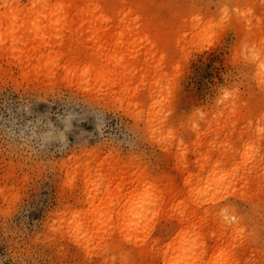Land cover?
I'll return each instance as SVG.
<instances>
[{"label": "rangeland", "instance_id": "rangeland-1", "mask_svg": "<svg viewBox=\"0 0 264 264\" xmlns=\"http://www.w3.org/2000/svg\"><path fill=\"white\" fill-rule=\"evenodd\" d=\"M32 2L20 0L25 8ZM130 2L143 10L130 18L153 21L163 40L161 49L153 48L154 58L145 69L143 59L132 61L138 81L128 95L116 98L91 79L61 71L52 78L23 73L27 49L23 34L16 37L13 32L30 35L35 23H52L44 38L58 40L61 12L49 17L41 10L25 13L27 28L21 30L0 21V264H125L117 257L105 261L97 240L88 248L79 246L66 228L73 220L89 226L94 217L84 216L108 213L106 206L98 205L112 160L122 167L130 162L148 167L161 176V190L174 186L181 195H175L177 204H161V215L152 222V235H161V249L174 238L169 233L179 201L200 198L210 204L217 199L233 203L243 218L244 234L235 246L248 249L249 264H264L263 84L255 62L257 53L264 57V0ZM4 6L0 0L1 13ZM40 6L36 0L35 8ZM13 40L16 46L11 48ZM136 45L139 55L150 48ZM261 69L264 74V66ZM140 71L150 85L156 75H167L162 106L160 91L148 98ZM228 101L249 105L241 111L247 121L218 135L206 132V121L220 114ZM159 119L164 123L158 130ZM206 149L215 156L229 153L221 174L228 180L215 191L196 192L192 189L199 180L190 173H198L200 152ZM247 181L251 186H244ZM111 194L116 201L119 194ZM130 196L129 214L156 207L150 188ZM87 198H93V204ZM70 211L81 217H61ZM100 218L103 229L117 219ZM135 242L127 241L125 249H135ZM174 251L178 260L182 250Z\"/></svg>", "mask_w": 264, "mask_h": 264}, {"label": "bare ground", "instance_id": "bare-ground-1", "mask_svg": "<svg viewBox=\"0 0 264 264\" xmlns=\"http://www.w3.org/2000/svg\"><path fill=\"white\" fill-rule=\"evenodd\" d=\"M4 3L5 11L0 12L1 25L7 24L13 30L27 28L25 13L41 10L49 12L46 17L56 11L62 13L63 31L58 40L44 38L53 28L52 23H35L30 35L21 31L13 32L16 37L23 34L21 40L27 51L21 56L26 59V65L22 68L26 76L34 72L37 77L52 78L61 71L67 76L91 79L100 89L104 88L108 96L116 98L128 95L130 87L138 81L134 75L139 71L132 68V61L143 59L145 69L154 58L153 48L161 49L163 39L160 27L153 21L141 23L142 17L139 16L131 19L134 12L143 10L139 5L133 6L130 0H40L39 8H35L36 0H33L31 7L26 8L20 0H4ZM138 30L139 33H134ZM141 38L142 42L136 45ZM15 41L9 47H15ZM135 45H150L152 49L139 55L134 51ZM256 56H259L255 62L259 70L258 77L263 84L264 108V74L261 73L264 57L259 53ZM163 58L166 59L165 55ZM30 67L33 69L29 70ZM140 73L143 74L142 71ZM166 77L167 75L158 74L154 77L156 81L150 85L145 82L147 77L141 75L143 86L148 85V98L152 99L157 91L161 92V106L163 93L168 89V85L163 83ZM134 89L137 90L138 87ZM247 108V103L228 101L220 114L206 121V132L218 135L221 131L228 130L229 126L247 121L241 113ZM262 112L264 118V110ZM163 123L159 119L158 130ZM200 154L202 160L198 161V173H190L199 180L192 190L207 193L222 188L228 180L221 174L225 172L229 153L221 151L215 156L212 149H206ZM91 156L96 157L93 153ZM186 161L184 155V171L188 170ZM118 163L117 160H112L108 173L103 177L106 193L102 195L98 208L104 205L108 213L103 216L96 213L84 216L94 217L91 225L86 227H81L75 220L68 222L66 226L79 246L88 248L91 242L97 240L105 261L114 262L117 257L124 260L125 264H249L245 258L248 249L245 246H235L237 238H242L244 234L243 218L237 208L231 206L233 203L230 205L217 199H211L210 204L208 200L200 198L179 201L180 210L174 217L169 233L174 238L167 249H161V235H152V222L154 217L159 216L157 209L161 211V204H177L175 195L179 192L174 186L161 190V176L153 174L146 166L138 164L134 167L135 163L130 162L122 167ZM251 184L252 182L247 181L244 186L249 187ZM144 187L152 189L156 195L155 209L153 206H146L129 214L126 210L130 195ZM85 190L87 191V186ZM112 192L116 196L119 194V197H115L116 201L111 197ZM86 202L93 204V198H87ZM61 217L81 215L70 211ZM100 217L106 220L113 217L117 219L103 229L99 225ZM132 239H136L135 249L126 250L125 243ZM174 249L182 250L178 260L179 256H172ZM218 253L222 257L216 256Z\"/></svg>", "mask_w": 264, "mask_h": 264}]
</instances>
